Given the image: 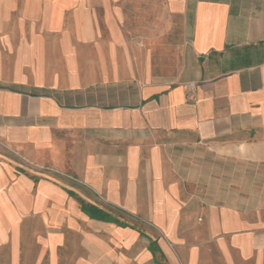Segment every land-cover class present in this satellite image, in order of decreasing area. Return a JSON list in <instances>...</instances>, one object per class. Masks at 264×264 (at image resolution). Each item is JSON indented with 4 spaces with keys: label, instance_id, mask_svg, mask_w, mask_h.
Segmentation results:
<instances>
[{
    "label": "crops",
    "instance_id": "1",
    "mask_svg": "<svg viewBox=\"0 0 264 264\" xmlns=\"http://www.w3.org/2000/svg\"><path fill=\"white\" fill-rule=\"evenodd\" d=\"M149 6L85 24L113 63L48 88L0 72L1 264H180L158 236L236 227L237 188L262 185L264 0Z\"/></svg>",
    "mask_w": 264,
    "mask_h": 264
},
{
    "label": "rangeland",
    "instance_id": "2",
    "mask_svg": "<svg viewBox=\"0 0 264 264\" xmlns=\"http://www.w3.org/2000/svg\"><path fill=\"white\" fill-rule=\"evenodd\" d=\"M155 3L158 17H164L166 12L159 10L163 0H0V72L5 79L14 80V64L23 63V78L48 88L61 85L68 77L70 66L83 70L100 62L113 63L114 58H108V54H83L87 21L147 19L151 15L148 9L154 8L149 4ZM75 49L79 53L67 54ZM248 170L253 181L262 179V185L237 188L238 195L247 194L244 201L236 202L243 209L238 212L237 226L228 228L218 223L212 235L213 227L210 224L206 227L204 220L203 238L193 235L192 227L184 234H162L158 238L168 255L172 254L180 264L192 257L194 261L198 258L200 264H264V167L253 166ZM240 174L241 171L238 178ZM143 240L141 243L145 244ZM198 246L196 257L192 255V247ZM33 251H23L29 254L28 264L34 261L36 251ZM8 254L0 251V264L8 262L4 259ZM92 261H96L95 257Z\"/></svg>",
    "mask_w": 264,
    "mask_h": 264
}]
</instances>
